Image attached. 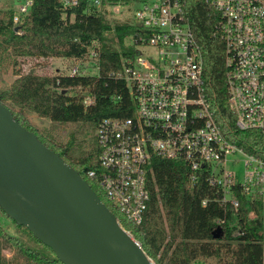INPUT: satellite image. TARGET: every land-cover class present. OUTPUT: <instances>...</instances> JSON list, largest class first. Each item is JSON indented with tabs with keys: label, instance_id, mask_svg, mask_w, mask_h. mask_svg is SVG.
<instances>
[{
	"label": "trees",
	"instance_id": "1",
	"mask_svg": "<svg viewBox=\"0 0 264 264\" xmlns=\"http://www.w3.org/2000/svg\"><path fill=\"white\" fill-rule=\"evenodd\" d=\"M187 9L202 48L206 95L216 122L232 142L264 159L262 132L238 129L229 108L224 44L216 28L218 13L205 0H188ZM14 12V6L0 10V81L10 70L15 76L10 84L0 85V101L22 125L88 180L86 170L96 166V158L86 149L85 140L74 132L63 142L51 128L32 127L28 114L35 113L52 123H88L95 127L105 117L130 115L124 108L130 104L128 86L114 72L133 55L128 40L135 25L86 2L71 8L64 7L60 0H34L19 24L13 22ZM91 52L98 55L97 72L71 76L68 72H21L17 67L22 57H63L77 63L88 60ZM86 95L94 98L90 105L83 102ZM117 96H122L119 102L115 101ZM148 180L152 199L138 227L113 210L101 191L89 183L156 264H264V220L259 207L250 217L252 204L242 199L241 220L234 224L230 218L222 227L223 234L215 237L223 210L213 202L202 205L204 198L213 195L204 178L191 185L183 161L155 156L149 165ZM5 217L14 224L17 234L8 232ZM236 229L242 234H237ZM7 250L12 252L9 264H64L51 247L0 206V264H8L3 254Z\"/></svg>",
	"mask_w": 264,
	"mask_h": 264
},
{
	"label": "built area",
	"instance_id": "2",
	"mask_svg": "<svg viewBox=\"0 0 264 264\" xmlns=\"http://www.w3.org/2000/svg\"><path fill=\"white\" fill-rule=\"evenodd\" d=\"M33 1L17 3L14 24L22 21ZM60 2L71 8L86 2L119 14L117 18L135 25L129 40L141 47L114 72L128 86L130 104L124 108L130 115L108 116L99 122L96 166L86 170L87 181L101 191L111 208L133 226L142 225L152 199L149 165L159 156L183 161L191 185L205 179L213 195L204 198L202 205L213 202L222 208L219 226L230 218L234 224L241 220L242 199L252 204L250 217L259 207L264 220V159L232 142L216 122L188 0ZM205 2L219 16L216 28L224 44L228 104L236 127L257 129L264 135V0ZM90 58L98 71L97 53L91 52ZM88 68L87 60L79 61L68 74H86ZM120 99L117 96L115 101ZM93 100L86 95L83 102L90 105Z\"/></svg>",
	"mask_w": 264,
	"mask_h": 264
},
{
	"label": "water",
	"instance_id": "3",
	"mask_svg": "<svg viewBox=\"0 0 264 264\" xmlns=\"http://www.w3.org/2000/svg\"><path fill=\"white\" fill-rule=\"evenodd\" d=\"M0 206L64 264H156L81 173L1 101Z\"/></svg>",
	"mask_w": 264,
	"mask_h": 264
},
{
	"label": "rangeland",
	"instance_id": "4",
	"mask_svg": "<svg viewBox=\"0 0 264 264\" xmlns=\"http://www.w3.org/2000/svg\"><path fill=\"white\" fill-rule=\"evenodd\" d=\"M20 0H0V10L14 6L17 7V3H19ZM115 12H113L114 14ZM116 16H119L117 14ZM128 47L132 50L133 53H135L139 48H141L139 45H136L133 43L132 40H128ZM20 65L17 66L21 72H28L33 71L40 74H55V73H64L68 72L71 64L75 63L76 61L74 59L70 58H63V57H50V58H20ZM94 62L92 58H88L87 60V66L88 72H97V70L94 67ZM87 72V73H88ZM15 76L10 70L8 74L4 75L2 78V81H0V85H8L14 80ZM74 93V92H72ZM28 118L30 120V123L32 124V127H37L39 129L42 128H51L53 130L54 135H57L60 139L63 140V142L68 141L74 134V132H77L76 137L84 139L85 140V147L88 149L91 153L94 154V157L97 158L98 156V140H97V127L92 126L91 124L85 123V124H76V123H68V124H58V123H52L47 118H42L36 115L35 113H29ZM239 169H242V165H239ZM3 218V217H2ZM5 219V226L9 233L17 234V230L13 223ZM3 220V219H2ZM3 254L6 256L7 263L9 264L10 258L12 256V252L10 251H3ZM9 260V261H8Z\"/></svg>",
	"mask_w": 264,
	"mask_h": 264
}]
</instances>
